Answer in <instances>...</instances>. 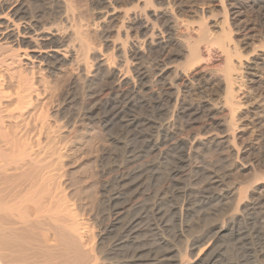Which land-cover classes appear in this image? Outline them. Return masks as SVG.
I'll return each mask as SVG.
<instances>
[{
  "label": "bare ground",
  "instance_id": "1",
  "mask_svg": "<svg viewBox=\"0 0 264 264\" xmlns=\"http://www.w3.org/2000/svg\"><path fill=\"white\" fill-rule=\"evenodd\" d=\"M87 1L99 46L83 34L84 13L75 0H0V264H218L223 255L220 245L226 239L244 243L240 249L258 240L259 247L252 252L260 262L244 259L264 264V173L254 168L252 179L247 180L252 187H240L236 179L235 186L233 182L224 190L230 170L227 165L221 166L223 175L216 170L218 163L240 161L238 117L242 100L253 92L245 80L249 66L245 62L251 59L234 38L226 1L219 0L224 18L219 35H213L204 8L201 13L196 10L199 22L189 21L185 8L177 5L183 0ZM180 21L188 30L197 25V37L179 34ZM201 45L217 47L224 55V68L211 69L222 72L220 80L200 75ZM64 68L66 82L51 87L48 78ZM40 76L46 77L43 83ZM95 121L106 129L122 123L121 132L133 133V141L146 145H136L141 149H133L132 155L135 151L139 155L127 160L128 166L120 162L116 169L112 167L113 173H105L103 198L108 211L106 207L107 212L95 218L93 225L99 232L91 243L86 221L63 196L59 180L61 152L71 135L80 132V123ZM141 154L160 161L172 159L163 188L154 192L149 188L158 168L154 160L153 165L151 160L143 161L146 156ZM129 163L142 165L132 169ZM193 179L198 187L187 188L193 186ZM183 182L191 184L179 187L177 196H208L200 202L202 210L213 206L218 215L225 212L223 201L230 203L224 206H234L228 216L222 214L226 216L222 223L218 215L220 226L209 237L186 238L189 201L182 199L181 204L169 205L168 211L163 209L175 198L174 187ZM169 214L179 230L171 240L181 242V247L171 244L162 232L170 225ZM148 219L156 221L154 227L165 236L152 243L153 234L152 244L142 247L138 229ZM106 237L114 243L107 248L100 244Z\"/></svg>",
  "mask_w": 264,
  "mask_h": 264
},
{
  "label": "rangeland",
  "instance_id": "2",
  "mask_svg": "<svg viewBox=\"0 0 264 264\" xmlns=\"http://www.w3.org/2000/svg\"><path fill=\"white\" fill-rule=\"evenodd\" d=\"M75 1L78 4L77 6L79 8H81V12L83 11L82 14L84 13L83 19L86 20V21L84 20V22H82L83 34L85 35V37L87 39L90 38L89 39L90 43H93L94 45L99 46V43H100V42H98L99 38H97L98 36L96 34L95 27H93L94 22H92V20L94 19L93 13H92V11H90V8L88 9V7H89L88 1L87 0L86 1L85 0H75ZM225 1H226L225 3L227 4V5L225 4L227 9L229 8L228 10H229L230 26H232V29L235 30L234 31V38L236 40H238V43H240L239 45H240V49L242 48L241 49L242 53L251 59L250 61L245 62L246 63L245 66H248V64H249L248 68L245 69V80L247 81V83H246L248 86L247 88H249V90H251L253 92L250 91L251 92L250 96H248L247 98H244L242 100L244 106L242 107V109H241L242 111H240L239 117H238V118H240L239 119V125H238L239 129L237 130V132H238L237 135H238V140H239L238 142H239L240 147L243 151L242 156L240 158V161H237L236 158H233L234 160L233 159L227 160L226 163L221 162V164L218 163L219 161H217L218 166H216V170L218 171V169H220V172H222L223 170H221V168H222L221 166L227 165V166H225V168H227V167L229 168L228 170H230L229 171L230 174L228 173V175L229 176L231 175L230 180H228L230 183L227 181L230 185L226 182L227 184H226L225 189L223 187V188H220V190L221 189L226 190V188L228 189V187L230 188V186H233V182H234V186H235L236 185L235 184L236 179H237L236 180L237 185H239L240 187L241 186H243V187L247 186L246 188H249V186H250L249 183H251V185H254V184H252V182H247V180L250 181V179H252V176L254 175L255 171L264 173L263 172L264 171V67H263L264 66L263 65L264 64L263 63L264 62V32H263L264 31V7H263L264 6V0H225ZM219 2H220L219 0H189V1L183 0L182 3H180V1L178 2L180 5L179 4H177V5L181 6V7L183 6L185 8L186 12H185L184 16H186V18L189 21L191 20L192 22H199L200 21V17H199L200 14L199 15H198V13L196 14V12H197L196 10H198V12L201 13V11H199V10H201V8H204L206 16L210 17L208 21L210 23V27L212 29L213 35H219V33H221L220 32L221 31L220 29L222 27L221 23L224 22L223 10H222L221 3H219ZM177 5H175L176 6L175 8L178 7ZM91 18H93V19H91ZM177 25L179 28V29H177V30H179L177 32H179V34H182V35L184 34L187 36H191L193 38L197 37V35H198L197 25L191 27L190 30H188L181 21L178 22ZM254 49L257 52H254ZM200 50H201L202 58L204 59L202 61V64H201L200 75L203 77H206V78H211V80H216V79L220 80L223 76L222 72H214L211 69L215 68L216 70H221L222 68H224V66L226 64L225 59H224V55L222 54V52L217 47L208 48L206 45H201ZM252 55H255V56H252ZM256 66H257V69L255 70ZM250 67H251V69H249ZM65 70H66V68H64L63 72L59 71L58 73H56L55 74L56 76L53 75L52 76L53 78H51V80H50V78H48L49 82L53 81V82H51V84H52L51 87L52 86L53 87H56V86L60 87V85L62 86L66 82V79L68 76L66 73L67 71H65ZM60 72H62V73H60ZM39 75L43 76L42 74H39ZM41 76L39 77V80L41 81V83H43L44 82L43 80L46 79V77L44 76L43 77L44 79H43ZM213 86H211V87H213ZM211 89L216 90V87H213ZM261 94H262V97L260 99L259 97ZM255 96H257V97H255ZM72 109H76V107L74 106L71 109L69 107L67 111L72 110ZM136 111H138V113L141 112V111L139 112V110H136ZM138 113H135V114H138ZM140 115L142 116L143 113L142 114L140 113ZM144 116H146L147 118H150L149 115L148 116L144 115ZM52 120L53 119H50V121L52 123L51 122H49V123H50V125L54 126L55 121L53 120L54 121L53 122ZM95 122L94 123L93 122H87V123L84 122V124L86 123L85 125L83 123H80L81 125H79V127H78L80 130V132H78L79 134L74 133L71 135L72 137L69 140L68 146L66 148H64L61 152V153H63L62 154V160L60 163V171H61L60 173H62L61 174L62 176H60V180H59L61 188H62L61 190L64 193L63 196L66 198V200L68 199L67 200L68 202L69 201L71 202L70 204L73 205L72 206L73 209H76V211L75 210L74 211L77 212V216L80 218V220H82L83 222L86 221V223L85 222L84 223L86 224V226L88 225V230H90L89 232L87 230V232L89 233L86 235L87 241H89L91 243L96 242L97 234L99 232L98 226L96 224L95 225L97 227L95 225H93L95 223V218H97L98 216H101V214L104 211L105 212L108 211L107 204L104 203L105 199L103 198V194H105V196L107 195V192L105 191V193H104V191H103V185L105 184L104 182L106 181V179L108 177V175H106V174H108L107 172L110 173V171H112V173H113L114 169H116L117 165L120 162L125 163L127 160L128 161L133 160L135 156L137 157L139 155V153H136L137 151H135L134 154H136V155L133 154L134 155L133 156L132 155L133 151L141 149L140 148L141 145L139 144L140 140H137L138 141L137 142V141H133V138H131V137H134L133 133H131L132 135L131 134L128 135V133L126 131L121 132V129L123 126L122 123H121V125L120 124H112V125H110V127L108 129H106V128H103L104 126L101 123H99L97 121H95ZM100 125H102V126H100ZM144 129H146V128H144ZM125 138L128 139V141ZM134 139L136 140L135 137H134ZM141 141H143V140H141ZM129 142H130V144H129ZM135 142L137 144H135L134 145L135 147L133 148V144ZM140 143L145 147L146 144H144L142 142H140ZM127 144H129L128 146H130V148H128ZM124 145L127 146V147L125 146L127 149H125ZM136 145H140V147H137ZM123 150H127V151H123ZM124 153L128 154L129 157L133 156V158H129L127 155H124ZM129 153H131V154H129ZM122 157L123 158L125 157L126 160H123ZM144 157L145 158L143 159V161H146V162L151 160L150 161V163H151L154 160L156 162V165L158 168V169H156L157 171L155 170L156 179L154 180V182L152 181L151 184L149 185V188L153 189L151 191L154 192V191L158 190L157 188L161 189L166 185L167 180L165 177H167V175H168L167 173H169V170L172 168V166L174 164L171 163V165H169V163L172 160L171 158H170L171 160L169 158L166 159L169 161L168 162L166 160L160 161V160H156L153 158L151 159L146 154L144 155ZM216 157L214 156L215 160H217ZM154 161L151 165H153L155 163ZM157 161H158V163H160V162L161 163L158 164ZM146 162L145 163L143 162V163L146 165H150L149 162H148L149 164H147ZM196 162H197V166H198L199 165L198 161H195L194 164L196 166ZM227 162H229V163H227ZM121 163H120V166L121 165H127V163H125V164L124 163L121 164ZM140 164L141 163H139V164L138 163L137 164L136 163H132V164L129 163V165H130L129 167L132 166V169H133V167H137V165L140 166ZM162 164H163V166H162ZM164 164H166V165H164ZM160 165H161V167L159 168ZM112 167L113 168L115 167V168L112 169ZM168 167H170V168H168ZM257 167H259V169L261 168V170H263V171L256 170V169H258ZM166 168H168L167 169L168 171L167 170L165 171ZM225 168H222V169H225ZM254 168H255V171H253ZM109 169H112V170H109ZM163 171H165L166 173ZM162 172H163V175H162ZM223 174L224 173L222 172V175ZM231 177H233V178H231ZM160 178L161 179L164 178L163 184L160 183V182H162V180ZM231 180H233V181H231ZM165 181H166V183H165ZM238 182L240 184H238ZM183 183H180L179 186H175L174 187L175 189L177 187L178 188L176 190L173 188L174 190L173 189L172 190L174 192L171 190L173 192V194L174 193L176 194V196L172 200L173 202L171 201V202H168L169 204L168 203H166V204L168 206L169 205L171 206L172 204L174 205V204H179L180 202L182 203L183 200H185L186 202L189 201L188 204H189V207L191 209L189 207H188V209L191 210V213L189 210V215H187V216H189V218L187 216H185V219H184V220H188V221H184V222H186V224L188 225L190 220H191V222L194 221L193 224L191 222L189 223L186 233H188V231L190 230L191 235H194V234L195 235L193 237H191L190 233H188V234H185V236H187L186 238L187 239L188 238L198 239L199 236L200 237H206V235L209 237L210 234L212 235V232L214 234L216 229L219 228V226H220L219 223L223 222L224 218L226 217L225 215L228 216L229 213L231 211H233L232 208L234 209V206L233 205L224 206V204H227V203L230 204V203L228 200H226L228 202L223 201L221 204H222V208L225 209L224 211L226 212V214H225V212H223L225 214L223 216L222 212L220 213L221 215L218 212L217 214L219 215V217H220L219 218L218 215H216V212L214 210H212L213 206L211 207V209L209 206L203 207V209L207 208L206 210H202V208H200L201 207L200 202H202V201L206 202V198L208 196L206 198L202 197V195H199V196L194 195L193 197H189V195H188L184 198L177 196L179 194L178 192H180L179 189L180 190L184 189L185 188L184 186H187V185H190L191 183H193V186L190 185V186H187V188L193 187V189H194V188L198 187V185L194 183V179L190 184H187L188 182L187 183L183 182ZM231 183H232V185H231ZM242 183H244V184H242ZM181 184H183V185H181ZM156 185L159 187H155ZM160 185H161V187H160ZM179 187H182V189ZM250 187H252V186H250ZM214 193L217 194L219 192L217 190V192L215 191ZM176 197H178V198L176 199ZM194 198H198V199H194ZM139 199H143V198L141 197ZM196 201L199 203L198 204L199 207H198ZM194 204H196L197 207ZM218 205H220V204H218ZM166 206H164L163 209L165 211H168L170 209V206L169 207L167 206V208H166ZM231 206H233V207H231ZM106 207H107V211H106ZM220 207H221V205H220ZM224 207H226V208H224ZM229 207H231V208H229ZM200 209H201V211L204 212V213L202 212L201 216H199L201 214ZM208 209L212 210L215 214L211 213V211H208ZM227 209L228 210L230 209V211H228ZM196 210H198L200 212L198 213V211H196ZM192 211H194V212H192ZM209 213H211V214H209ZM193 215H194V217L196 215V217L194 218ZM214 215H215V217H217L216 219L214 218ZM170 216H173V215L169 214V216L167 218V220L170 218L169 219L170 221L168 220V223L170 222V225L167 223L168 224L167 230L176 226L175 224H173L174 223L173 222L174 216L173 217H170ZM209 216H213V217L209 218ZM221 216L223 218H221ZM211 218H212V220H211ZM218 218H219V220H221V219H223V220L219 221V220H217ZM149 220L152 221L151 219H148L147 222L144 220L146 223H144V221H143L142 225L141 224L139 225V227H142V228L138 229L139 230V232H138L139 238H137L138 236H136L138 243L143 244L142 247H146V246H148V244L150 245V244L154 243L153 241L156 242L160 237L165 236L164 235L165 233L167 235V236H165L166 239L168 237L167 240L170 241L172 238L174 239V236L172 233H174V232L178 233L177 231H179L177 226L175 229L173 228L174 230L170 229V231H167L166 229H164L165 231L164 230L162 231L164 233L162 236L161 235L162 233H160L161 230L158 231L154 227V224L156 223V221L153 220L151 223V222H149ZM218 221H219V223H218ZM171 224H173V225L171 226ZM214 224L217 226H215ZM244 227H245V229H247L246 226H244ZM152 228H154V229H152ZM192 228H193V230H192ZM208 228H211V229L207 230ZM172 230H173V232H172ZM155 231L157 232V234ZM203 231H204V233H203ZM153 234L155 235V237H158V238L156 239L153 236ZM156 235H158V236H156ZM151 236H153V238ZM171 236H172V238H171ZM150 237L152 238V241H151ZM150 241L152 243H150ZM171 241H172V243L171 242L170 243L174 244V245L176 243L177 247L182 246V245L178 246L179 244H182L181 242L180 243L176 242V240H171ZM223 241L221 242L223 244V246L220 243L221 244L220 246L222 248V253H223V255L220 259L222 263L218 262V264H227L228 261H229L228 264H231V263H233V264H245V262H246V264L247 263L249 264L250 261L251 262L253 261V263L260 262L259 259H258V261L256 259H255L256 261L253 259V252H252V248L259 247V241L258 240H256V239L251 240L250 242L256 241L253 243V245L249 241L247 243H245V244H247V245H244V249H246V250L240 249L241 247L243 248L242 244H244V243H242L240 245L238 242L237 243H236V241L232 242V240H230V239H226ZM229 243H230V245H229ZM248 243H249V245H248ZM100 244L102 247L107 248L108 246H110L111 244H114V243H113V240L111 237H108V238L106 237L105 239H102L100 241ZM236 244H238V246ZM230 246H231V248H230ZM235 247H236V249H235ZM238 247H240V248H238ZM224 248L225 249L227 248V249L225 250ZM229 249H230V251H229ZM237 249H239V251H237ZM223 251L224 252L226 251L227 253L225 254ZM198 253H199V248H197L195 250L194 254L197 255ZM247 254L249 256H246ZM223 257H225L226 259L222 260ZM247 257L250 259H248ZM236 258H238V259L240 258L239 260H241V259L243 260L244 258H246L250 261L244 259L245 262L242 260H241L242 262L241 261L239 262V260ZM237 261H238V263H236Z\"/></svg>",
  "mask_w": 264,
  "mask_h": 264
}]
</instances>
